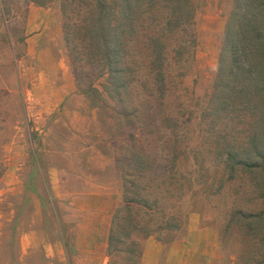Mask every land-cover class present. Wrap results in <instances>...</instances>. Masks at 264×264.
<instances>
[{
	"label": "rangeland",
	"instance_id": "374dc122",
	"mask_svg": "<svg viewBox=\"0 0 264 264\" xmlns=\"http://www.w3.org/2000/svg\"><path fill=\"white\" fill-rule=\"evenodd\" d=\"M29 2L0 0V264H21L18 238L27 229L32 211L49 218L45 220L49 239L62 240L67 264H79L75 258L85 254V247L76 250L73 231L82 213L66 211L69 200L58 193L73 194L72 207L97 194L95 200L89 199L91 207H111L108 239L113 218L123 205V192L131 194L135 188L149 202L154 200L151 209L137 213L141 225L154 233L131 237L137 244L131 248L140 251L139 257L109 254L107 241L108 264H142L148 238L167 249L189 229L216 234L221 254L232 264H253L246 262L252 243L237 221L231 220L237 208V186L247 181L238 176L226 181L212 147L216 135L230 137L233 124L223 117L210 125L205 114L237 0H193V28L167 40V89L162 103L151 98L150 82L139 72L125 103L117 105L96 70L71 58L56 4L46 7L52 20L43 29L42 43L33 37L37 30L29 13L34 4ZM167 13V8L159 7V26ZM152 33L146 25L138 34L147 37ZM137 42L146 41L139 38ZM137 42L135 46L141 49ZM176 43L186 48L180 59L174 56ZM81 51L77 49L78 54ZM165 117L170 119V128L163 124ZM131 154L138 155L142 164L131 162ZM51 169L61 172L54 175ZM14 171L16 179L11 177ZM83 176L95 189L78 197V181ZM56 180L67 189L60 184L62 189L56 186L55 193L51 192L50 182ZM13 181L18 185L13 186ZM241 193L248 198L252 189L245 185ZM242 208L253 206L245 203ZM175 224L177 228H170ZM36 251L28 264L43 261L41 249Z\"/></svg>",
	"mask_w": 264,
	"mask_h": 264
},
{
	"label": "trees",
	"instance_id": "16d2710c",
	"mask_svg": "<svg viewBox=\"0 0 264 264\" xmlns=\"http://www.w3.org/2000/svg\"><path fill=\"white\" fill-rule=\"evenodd\" d=\"M29 1L42 8L56 4L63 19L61 28L71 58L85 61L96 70L97 77L107 83L111 100L116 105L125 103L128 88L139 72H143L150 82L151 98L162 103L167 89V40L193 28V0ZM237 4L238 9L228 22L219 52L216 77L208 95L210 107L205 114L210 125L223 117L233 124L230 137L225 133L216 135L212 147L220 159L226 181L237 176L247 181L237 186L234 199L237 208L231 220L237 221L252 243V252L246 262L264 264V0H237ZM159 7L168 9L160 26ZM146 25L153 33L139 37V31ZM138 37L146 42H137ZM135 41L141 49L135 46ZM77 49L82 50L80 54ZM173 49L176 59L186 51L185 46L178 43ZM138 57L143 61L140 62ZM169 123L170 119L165 117L164 126L170 128ZM130 157L136 166L142 164L138 155L131 154ZM130 185L134 186V183ZM245 185L252 189L248 198L241 193ZM221 187L222 184L218 188ZM122 203L108 235V253L125 252L139 257L140 251L131 248L137 244L130 239L135 233L145 237L154 233L141 225L137 215L143 209H151L154 200L149 202L135 188L131 194L126 190L123 192ZM245 203L253 208L244 210L242 205ZM175 227L178 225L170 226ZM124 244L127 247L122 248Z\"/></svg>",
	"mask_w": 264,
	"mask_h": 264
},
{
	"label": "crops",
	"instance_id": "0c3cea01",
	"mask_svg": "<svg viewBox=\"0 0 264 264\" xmlns=\"http://www.w3.org/2000/svg\"><path fill=\"white\" fill-rule=\"evenodd\" d=\"M29 13L31 21L37 26L36 32L33 33V37H39V41L42 43V32L46 27V24H51L50 11L46 8L39 6L31 5L29 6ZM44 41V40H43ZM61 172L58 169H51V174H59ZM14 174H17L14 171L11 174V177L16 179ZM78 181V197H81V193L92 192L95 189V185L91 183L85 176L81 177ZM62 184L64 189H67V185L60 181H51L50 190L54 192L55 187L61 188ZM13 186H17L18 182L13 181ZM14 187L12 189H15ZM81 189V192L79 190ZM62 191V190H61ZM62 199H73L75 197L73 194H63L58 193ZM82 200L81 203L78 202L76 207H72L68 200L66 205H64L66 211L74 213L75 211L81 212L82 216L80 217V222L75 227L73 241L75 242L74 246L77 249L83 247L85 254L82 256H77L75 259H79V264H108V258L106 255V244H107V234L109 231L110 223V206L100 207L99 205H94L91 207L89 199L95 200L98 196L91 195ZM101 198V197H98ZM98 207L95 209V207ZM104 208V209H101ZM97 216H102L103 219L99 220ZM30 221L27 224V229L25 232L18 238V247H19V262L21 264H28L35 254H37V248L41 249V257L43 261L40 264H67L69 258L67 252L63 248L62 240H58V237L55 239H49L51 233L46 228L45 220L49 218L44 217V214H41L40 217L38 213L32 211V216L29 217ZM39 218V223H38ZM44 219V223L42 222ZM105 220V222H104ZM102 222H104L102 224ZM50 225L49 224L47 226ZM55 231V229H54ZM54 234V233H53ZM53 236V235H52ZM180 239L175 240L167 249H164V246H161L158 241L154 238H148L143 247L141 263L142 264H225L224 259H226L227 264H232L228 258H224L220 251L219 242L217 240V235L208 229H189L185 235L179 237ZM78 251V250H77ZM79 252V251H78ZM26 259V263L23 259ZM38 264V263H37Z\"/></svg>",
	"mask_w": 264,
	"mask_h": 264
}]
</instances>
